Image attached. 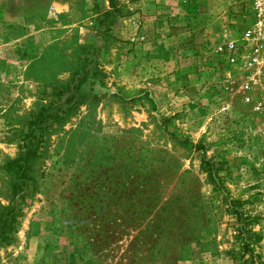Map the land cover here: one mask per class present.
Returning a JSON list of instances; mask_svg holds the SVG:
<instances>
[{
	"label": "rangeland",
	"instance_id": "1",
	"mask_svg": "<svg viewBox=\"0 0 264 264\" xmlns=\"http://www.w3.org/2000/svg\"><path fill=\"white\" fill-rule=\"evenodd\" d=\"M119 5L108 22L109 0H0V264H246L232 201L264 256L253 0ZM33 137L39 160L16 196L5 166Z\"/></svg>",
	"mask_w": 264,
	"mask_h": 264
},
{
	"label": "trees",
	"instance_id": "2",
	"mask_svg": "<svg viewBox=\"0 0 264 264\" xmlns=\"http://www.w3.org/2000/svg\"><path fill=\"white\" fill-rule=\"evenodd\" d=\"M111 11L106 15L105 21L114 22L117 16L120 14L119 2L120 0H109ZM73 80H71L72 82ZM63 93L60 94L62 96ZM79 96V89L76 85L73 84L72 87V95L68 99L67 104H73L74 101L77 100ZM47 113L42 112L37 118V120L31 124L30 129L36 127V131L39 134H42L43 124L47 122L49 119ZM34 135V131L32 135ZM186 142H189L186 140ZM198 148H201L199 145ZM25 152L22 153L21 157L17 160L10 161L5 169L10 173L16 174V182L13 185L14 193L16 196L23 193V189L28 186V177L31 169L34 164L39 160V152L41 149V145L38 142L37 137H33V141L31 144L26 145ZM206 168L208 169L210 179L217 185L218 189H223L222 183H220L219 176L220 172L216 169V166L213 164L212 160H205ZM244 203L241 201H232L230 202V207L233 209L234 215L237 218V223L239 225L238 229V237L240 240H243L244 243V257L247 258L246 264H264V256L255 251L252 247V243H260L262 241V237L258 234L252 232L250 229V223L255 220L253 217H247L244 213L241 212L240 207L243 206ZM16 222V215L14 210H8L7 214H5V220L3 225V233L7 232L13 224Z\"/></svg>",
	"mask_w": 264,
	"mask_h": 264
},
{
	"label": "built area",
	"instance_id": "3",
	"mask_svg": "<svg viewBox=\"0 0 264 264\" xmlns=\"http://www.w3.org/2000/svg\"><path fill=\"white\" fill-rule=\"evenodd\" d=\"M254 24L245 32L243 41L250 48V56L255 66L264 64V0H253ZM230 61L233 64L241 62L243 50L237 42L230 43Z\"/></svg>",
	"mask_w": 264,
	"mask_h": 264
}]
</instances>
